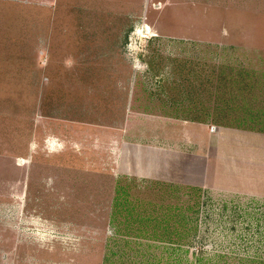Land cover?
<instances>
[{
	"label": "rangeland",
	"instance_id": "rangeland-1",
	"mask_svg": "<svg viewBox=\"0 0 264 264\" xmlns=\"http://www.w3.org/2000/svg\"><path fill=\"white\" fill-rule=\"evenodd\" d=\"M208 89L264 133V0H0V264H264V202L142 181Z\"/></svg>",
	"mask_w": 264,
	"mask_h": 264
},
{
	"label": "crops",
	"instance_id": "crops-1",
	"mask_svg": "<svg viewBox=\"0 0 264 264\" xmlns=\"http://www.w3.org/2000/svg\"><path fill=\"white\" fill-rule=\"evenodd\" d=\"M197 90L195 96L202 98L203 89ZM208 90L211 91L209 102L203 103L200 98V103L179 105L184 107L181 109L184 112H189L186 107L194 106L193 117H178L176 122H169L178 127L177 161L161 163V168L169 166V170L159 171L156 176L159 180L142 178V181L177 186L180 208L199 206V200H195L199 196L201 199L221 197L223 208H229L231 201L244 197L264 202V133L230 124L218 125L212 116L208 120L199 118V114L212 112L216 106L213 101L216 91ZM164 134L170 137L171 131ZM150 146L164 153L167 151L168 157L175 155L167 149L169 145Z\"/></svg>",
	"mask_w": 264,
	"mask_h": 264
},
{
	"label": "trees",
	"instance_id": "trees-1",
	"mask_svg": "<svg viewBox=\"0 0 264 264\" xmlns=\"http://www.w3.org/2000/svg\"><path fill=\"white\" fill-rule=\"evenodd\" d=\"M164 185H168V184H164ZM168 186H170L171 189L178 190V187L177 186H174V185H168ZM178 214H179L178 215L179 218L181 219V213H179V211H178ZM189 221H190L191 225H192L193 222H195V221H192V220H189ZM191 231L192 232L195 231V228H193ZM165 244H166L165 241H162L161 242V245L163 246V250L165 249ZM178 251H181V250L178 249ZM185 253L187 254V251H185Z\"/></svg>",
	"mask_w": 264,
	"mask_h": 264
},
{
	"label": "bare ground",
	"instance_id": "bare-ground-1",
	"mask_svg": "<svg viewBox=\"0 0 264 264\" xmlns=\"http://www.w3.org/2000/svg\"><path fill=\"white\" fill-rule=\"evenodd\" d=\"M147 28V26H143L142 28H141V33L143 34V33H146V31H145V29ZM148 29V28H147Z\"/></svg>",
	"mask_w": 264,
	"mask_h": 264
},
{
	"label": "water",
	"instance_id": "water-1",
	"mask_svg": "<svg viewBox=\"0 0 264 264\" xmlns=\"http://www.w3.org/2000/svg\"><path fill=\"white\" fill-rule=\"evenodd\" d=\"M145 31H146V29H145Z\"/></svg>",
	"mask_w": 264,
	"mask_h": 264
}]
</instances>
